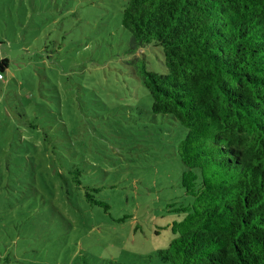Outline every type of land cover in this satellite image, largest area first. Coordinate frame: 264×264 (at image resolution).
I'll return each mask as SVG.
<instances>
[{
    "label": "rangeland",
    "instance_id": "1",
    "mask_svg": "<svg viewBox=\"0 0 264 264\" xmlns=\"http://www.w3.org/2000/svg\"><path fill=\"white\" fill-rule=\"evenodd\" d=\"M126 2L0 0V264H162L186 130L130 73Z\"/></svg>",
    "mask_w": 264,
    "mask_h": 264
},
{
    "label": "trees",
    "instance_id": "2",
    "mask_svg": "<svg viewBox=\"0 0 264 264\" xmlns=\"http://www.w3.org/2000/svg\"><path fill=\"white\" fill-rule=\"evenodd\" d=\"M120 24L152 115L186 130L177 156L190 200L168 206L179 220L159 261L264 264V0H127ZM147 45L163 73L147 68Z\"/></svg>",
    "mask_w": 264,
    "mask_h": 264
},
{
    "label": "built area",
    "instance_id": "3",
    "mask_svg": "<svg viewBox=\"0 0 264 264\" xmlns=\"http://www.w3.org/2000/svg\"><path fill=\"white\" fill-rule=\"evenodd\" d=\"M1 78H2V75L0 74V80H1Z\"/></svg>",
    "mask_w": 264,
    "mask_h": 264
},
{
    "label": "crops",
    "instance_id": "4",
    "mask_svg": "<svg viewBox=\"0 0 264 264\" xmlns=\"http://www.w3.org/2000/svg\"><path fill=\"white\" fill-rule=\"evenodd\" d=\"M3 80V77L1 78V80L0 81H2Z\"/></svg>",
    "mask_w": 264,
    "mask_h": 264
}]
</instances>
